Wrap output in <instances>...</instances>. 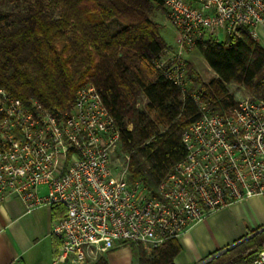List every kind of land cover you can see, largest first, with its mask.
Listing matches in <instances>:
<instances>
[{
  "label": "built area",
  "instance_id": "2783aa9c",
  "mask_svg": "<svg viewBox=\"0 0 264 264\" xmlns=\"http://www.w3.org/2000/svg\"><path fill=\"white\" fill-rule=\"evenodd\" d=\"M175 32L154 61L200 116L182 134L184 157L155 193L117 165L118 127L97 90L84 84L65 112L24 103L0 89V203L24 213L58 207L52 264H93L126 246L147 253L211 214L248 199L264 200V97L241 99L220 114L202 101L186 56L211 38L239 37L264 24V0H161ZM122 153V152H121ZM124 154V153H123ZM252 264H264V248Z\"/></svg>",
  "mask_w": 264,
  "mask_h": 264
},
{
  "label": "trees",
  "instance_id": "16d2710c",
  "mask_svg": "<svg viewBox=\"0 0 264 264\" xmlns=\"http://www.w3.org/2000/svg\"><path fill=\"white\" fill-rule=\"evenodd\" d=\"M8 1L24 9L0 12V89L62 113L81 86L92 85L118 127L129 178L155 193L184 157L181 136L200 116L155 68L167 48L160 25L150 18L153 4L162 6L161 0ZM195 50L216 77L202 82L189 63L188 73L214 111L222 114L235 104L229 85L264 97V50L247 30L221 42L208 38ZM139 97L145 100L142 107ZM52 209L62 216L61 208ZM131 248L137 264H174L180 252L176 239L149 255ZM262 248L264 226L200 264H252ZM93 264L108 263L101 256Z\"/></svg>",
  "mask_w": 264,
  "mask_h": 264
},
{
  "label": "crops",
  "instance_id": "0c3cea01",
  "mask_svg": "<svg viewBox=\"0 0 264 264\" xmlns=\"http://www.w3.org/2000/svg\"><path fill=\"white\" fill-rule=\"evenodd\" d=\"M255 34L254 40L264 50V24L256 27ZM60 212L42 207L26 214L17 199L0 203V264H52L58 242L51 235V229L61 217ZM263 226L264 200L253 198L232 204L184 231L176 239L180 252L173 263L200 264L219 250L250 237V233ZM120 253L131 256L127 247L103 256L108 264H112Z\"/></svg>",
  "mask_w": 264,
  "mask_h": 264
},
{
  "label": "rangeland",
  "instance_id": "374dc122",
  "mask_svg": "<svg viewBox=\"0 0 264 264\" xmlns=\"http://www.w3.org/2000/svg\"><path fill=\"white\" fill-rule=\"evenodd\" d=\"M24 9V4L19 3L15 4L8 0H0V12H17ZM150 18L153 22L157 23L161 27V37L164 40V42L169 45H173L175 41V32L171 25L169 24L167 20L166 11L163 9L162 6H156L153 4L152 6V12L150 14ZM225 37L223 35H220L218 38V41H223ZM187 62L190 64L191 69L198 75V77L201 79L202 82L207 83L210 79L213 78V73L208 69L207 64L203 60V58L199 55V53L194 50L191 53H189L186 56ZM228 91L233 99L234 102H237L241 99H244L246 97L251 96V93H249L247 90L243 89L242 87H239L237 85H229ZM260 96V95H259ZM145 103V100L143 97H139L138 99V106L142 107ZM115 153L114 155V162L117 165L122 164L123 162V151L120 149ZM127 249L131 252V256H128L124 253H120V256L117 259H114L112 261V264L116 261L119 264H137V255H135L132 252V246H126ZM136 248H140L138 246H135ZM142 249V248H140ZM143 250V249H142ZM147 255H149L151 252L147 253L145 250H143ZM211 259V258H210ZM209 259L203 261L202 263H205Z\"/></svg>",
  "mask_w": 264,
  "mask_h": 264
}]
</instances>
